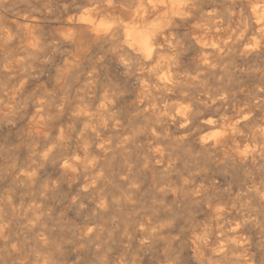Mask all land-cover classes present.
Returning <instances> with one entry per match:
<instances>
[{
    "label": "rangeland",
    "instance_id": "374dc122",
    "mask_svg": "<svg viewBox=\"0 0 264 264\" xmlns=\"http://www.w3.org/2000/svg\"><path fill=\"white\" fill-rule=\"evenodd\" d=\"M217 1L226 35L239 29L242 9L251 23L253 6L264 5ZM95 4L0 0V25L10 30L0 35V55L17 60H0V264H264V160L233 149L249 156L264 145L256 135L264 127V38L246 57L218 58L211 71L195 60L188 26L177 28L181 70L201 73L179 89L197 110L180 129L142 109L136 71L116 60L108 40L84 29L77 51L61 40L62 18ZM17 13L40 19L39 48L14 25ZM247 28L252 46L259 28ZM73 53L78 62L64 72ZM215 90L227 96L218 111L204 106ZM39 114L46 120L36 131ZM241 115L249 121L226 131L224 120Z\"/></svg>",
    "mask_w": 264,
    "mask_h": 264
},
{
    "label": "bare ground",
    "instance_id": "6f19581e",
    "mask_svg": "<svg viewBox=\"0 0 264 264\" xmlns=\"http://www.w3.org/2000/svg\"><path fill=\"white\" fill-rule=\"evenodd\" d=\"M248 1L221 0V2L231 5L237 3L245 4ZM95 3L93 9L85 10V13L77 15L72 11L62 18L61 40L70 46H75V51L79 50V48L81 49L85 42V37L81 32L82 29L86 30L95 41L108 40L110 48L116 53V60L127 71H136L134 74L135 80L138 81L142 92H144L143 95L145 94L142 109L158 116L162 115L167 122L179 125L180 129H185L191 123L197 110L194 107V98L185 95L186 93L183 94L179 89L184 80L198 78L200 72L191 74L188 72L184 73L183 69L181 70L178 46L180 41L177 39V28L179 26H188L190 29L188 30V39L197 51L195 60L201 68L205 67L211 71H215L218 68V58L233 53L246 57L248 54L258 50L264 38V5L259 2L252 8L254 20L251 23L248 22L245 16L247 13L244 15L245 11L242 9L239 16L241 21V23L239 22V29L235 30V32L231 30L232 32L228 35L225 33L229 28L228 21L224 22V18L223 20L222 18L220 19L222 14L218 18L219 8L217 10V4L219 2L217 0H209L208 2H203V0H136V4L131 3V0H95ZM90 8L92 7L90 6ZM127 18L131 20V25L128 24L129 22L127 23L128 25L125 24ZM146 22L147 24H144ZM13 23L17 28L29 29L28 39L32 49L42 43V36L39 33V25L41 24L39 18L30 14L17 13L13 16ZM248 25H254L259 28V35L255 36L256 40L252 43V46H249L248 42H246L248 41ZM9 32L10 30L4 29L0 25V35L5 37ZM77 59L74 53L70 55L64 65V72L67 68L75 65L78 62ZM0 60L8 67L16 59L13 58L11 52L7 51L0 55ZM137 71L140 72L137 73ZM87 79L90 80L91 75H87ZM20 88L21 84L15 85L10 89V94H19ZM156 89H160L162 95H154L152 92ZM201 97L203 96L201 95ZM225 101H227L225 92L215 90L207 95L204 106L218 111L221 105L225 104ZM81 109L83 111L86 110V106H81ZM45 120L46 118L39 114L37 119L32 121L36 131L42 130ZM248 121L249 117L247 115H241L235 119L232 117L226 118L224 120V128L230 133H235L241 124ZM211 125H213L212 120L205 123V126ZM250 125L252 124L247 126ZM252 127L250 128L251 131ZM256 135L258 140H264V127L258 129ZM233 149L238 157L263 158L264 160V145L260 146L256 151L253 150L254 152L251 151L249 156L242 154L237 149V145ZM52 155L50 151L46 153L48 157L52 158ZM65 163L74 164L75 159L67 156ZM30 177H32V174L26 176V178ZM238 264H242V262H238Z\"/></svg>",
    "mask_w": 264,
    "mask_h": 264
}]
</instances>
